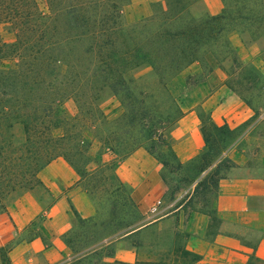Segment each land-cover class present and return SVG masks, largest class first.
Returning <instances> with one entry per match:
<instances>
[{"label": "trees", "instance_id": "16d2710c", "mask_svg": "<svg viewBox=\"0 0 264 264\" xmlns=\"http://www.w3.org/2000/svg\"><path fill=\"white\" fill-rule=\"evenodd\" d=\"M195 1L164 0L159 10L150 6L149 15L130 22L125 17L129 0H43L44 9L39 7L38 0H0V22L9 23L15 33V40L8 47L0 40V212L5 210L9 196L38 185V171L62 157L77 172L81 187L96 206L94 218L82 220L75 215V221L96 224L97 206L102 204L111 209L112 215L125 212L138 216L128 188L115 174L116 166L134 150L143 148L163 167L169 165L165 158L167 149L171 162L183 167L171 144L166 146L164 139V134L173 129L183 114L166 89L167 80L197 61L196 47L213 40L230 25L233 14L230 6L257 3V0H222L223 10L219 15H204L196 21L189 16V6ZM5 57L16 58L15 67L4 69ZM144 64L152 70L151 78L146 81L135 75ZM143 86L159 91L165 103L159 112L155 107L142 106V101L136 99L144 94ZM104 89L122 106L121 115L111 125L96 106ZM67 99L76 104L73 115L62 108ZM242 99L255 114L240 127L217 126L208 113L199 115L205 149L190 162H199L200 172L210 166L231 134L246 130L255 121L257 112L250 98ZM259 108L264 110V103ZM149 114L151 122L145 119ZM16 126L23 133V140L17 144L13 133ZM58 128L61 134L55 136L53 130ZM87 129L98 144L94 157L90 154V141L83 136ZM155 148H159L158 154ZM103 153L112 155L114 160L105 161ZM224 159L221 164L226 171L231 162ZM218 172L215 170L213 174L216 176ZM223 175L218 176L213 189ZM162 180L165 182L163 174ZM134 223L135 220L121 217L117 230L79 250L67 240L68 232L64 241L75 255L69 264H189L193 261L194 258L180 252L178 245H173L156 262L134 263L108 261L112 249L105 253L103 248H93L103 239L119 237L121 231L130 229ZM3 261L8 264L5 258ZM250 264L258 262L252 259Z\"/></svg>", "mask_w": 264, "mask_h": 264}, {"label": "crops", "instance_id": "0c3cea01", "mask_svg": "<svg viewBox=\"0 0 264 264\" xmlns=\"http://www.w3.org/2000/svg\"><path fill=\"white\" fill-rule=\"evenodd\" d=\"M160 0H130L129 9L144 8ZM223 10L222 0H197L189 6L195 14L216 16ZM222 74L219 83L208 90L206 83L195 85L191 95L179 79L170 83L172 93L184 95L182 116L171 131V148L177 161L185 165L205 149L200 133V111L208 113L217 126L237 128L247 122L254 111L226 83ZM264 124V111L253 124L239 135L248 140L252 129ZM58 136V135H56ZM90 153L98 151L92 137ZM249 154L240 142L223 155L231 162L225 174L216 182L210 198L193 197L195 183L178 197L183 201L164 205L167 187L162 180L160 162L143 148L134 150L115 168V174L128 188L130 201L138 213V221L119 237L106 238L93 248L111 247L108 261L134 263L156 262L167 255L173 245L190 259L189 264H250L255 259L264 264V136ZM239 147V148H238ZM92 151V152H91ZM254 161L249 165L248 159ZM103 159H110L103 153ZM206 172V171H205ZM39 184L31 190L8 198L0 212V264H69L74 260L64 237L75 222L96 215L93 199L81 187L74 168L57 157L37 173ZM183 195V196H182ZM162 205L156 214L150 213L155 201ZM136 242L131 244L129 238ZM9 246V249L6 248Z\"/></svg>", "mask_w": 264, "mask_h": 264}, {"label": "rangeland", "instance_id": "374dc122", "mask_svg": "<svg viewBox=\"0 0 264 264\" xmlns=\"http://www.w3.org/2000/svg\"><path fill=\"white\" fill-rule=\"evenodd\" d=\"M38 1L40 4L39 7L44 9L43 0ZM237 5H239V2ZM126 6L137 5H131L129 0V4ZM140 6H155V10H159L164 6V0L151 3L150 5ZM230 7L233 12L230 25L220 32V34L213 40L204 42L202 46L196 47L195 57L198 58L197 61L190 64L170 80H167L166 89L177 101L180 109L182 100L186 98L184 95L172 93L170 89V83L172 80L177 78L186 84L188 91H191V95L187 98H189L192 103L195 100L193 90L196 84L206 83L207 89L209 90L212 85H217L220 82L219 76L222 74L225 78V83L235 93L241 97L250 98L257 114L262 112V109H260L259 106L264 103V0H257V3L248 2L245 6L232 5ZM141 12L142 11L139 9L132 10L128 7V9H126L127 14H125V17L127 18L126 20L130 22L139 20L143 16ZM143 12H145L146 15H149L151 8L145 7ZM189 16L194 18V20L199 21L204 15L195 14L189 11ZM239 17L242 18L240 19ZM0 40L6 47L14 42L15 33L9 23L0 22ZM16 62L17 60L14 57H5L2 60V67L4 69H11L15 67ZM151 72V68L144 64L136 70L135 75L146 81L151 78ZM249 86L253 87L249 89ZM141 90H143L144 94L140 97L138 96L136 99L142 101V106L147 108L155 107L156 112H159V110L165 105L164 101L160 98L159 91L152 90L150 86H143ZM96 106L105 115L109 125H111V122L115 118H118L122 113V106L119 100L112 95L108 89H104L100 92ZM62 108L68 115H73L76 112V104L72 99L65 100L62 103ZM200 114L205 116L207 113L202 110L200 111ZM145 119H150L151 122L152 115L149 114ZM155 120L156 117L154 116L153 121ZM97 126L98 124H96V127ZM171 131L168 130L164 134L166 146L170 145L172 142ZM242 131L243 129H239L231 134L224 144L220 146L218 153L213 157L210 166L201 172L199 162H190L183 165L181 168L177 167L171 162V159L168 156V151L165 147L164 149L167 152L165 153V158L168 160L169 165L167 167L162 166V174L165 178L164 184L167 187L163 198L164 205L173 206L174 204L183 201L181 197L179 199L178 197L188 186L194 183L196 188H194V190L196 191L193 194V197L210 198L213 190L212 185L215 183L219 175L225 174V170L222 169L223 166L221 164V160L224 159V153L238 141L240 142L238 144L239 147L245 146V151L249 154V151L254 149L255 144L258 141V133L261 132L264 136V124L258 125L252 129L248 140H245L244 143L243 141H239L238 138ZM13 133L14 143L17 144L23 140V133L20 126H16ZM53 134L59 136L61 130L59 128L55 129L53 130ZM91 134L92 132L89 129L83 132V136L92 137ZM154 152L155 154H158L159 148H155ZM90 154L92 157L96 155L95 152ZM110 156L111 158L106 159L105 161H113V156ZM248 157L249 165H253L254 161L250 159L251 156L248 155ZM91 167L98 170L94 164H91ZM215 170L219 171L216 176L213 174ZM35 187L36 185H34L32 189ZM15 195L17 194H12L8 198ZM97 209L99 210V213L95 219L96 224L79 223L76 220L70 229L67 240L71 241L76 250L98 240L100 236L112 230H117V222L121 217L135 220V223L138 221V216L137 214L135 215V213H133V215H131V213L126 215L124 214L125 212H115L112 215L111 209L105 204L97 206ZM127 230L129 229H125L121 231V233L127 232ZM128 241L131 243L136 242L131 237ZM110 250L111 247L109 246L103 248L105 253Z\"/></svg>", "mask_w": 264, "mask_h": 264}, {"label": "built area", "instance_id": "2783aa9c", "mask_svg": "<svg viewBox=\"0 0 264 264\" xmlns=\"http://www.w3.org/2000/svg\"><path fill=\"white\" fill-rule=\"evenodd\" d=\"M162 202L161 200H157L154 202V204L150 207V213L156 214L158 212V209L161 207Z\"/></svg>", "mask_w": 264, "mask_h": 264}]
</instances>
